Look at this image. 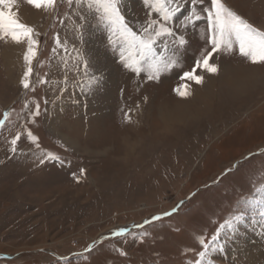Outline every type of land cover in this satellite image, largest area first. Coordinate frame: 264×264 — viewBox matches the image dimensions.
<instances>
[{
	"label": "rangeland",
	"instance_id": "374dc122",
	"mask_svg": "<svg viewBox=\"0 0 264 264\" xmlns=\"http://www.w3.org/2000/svg\"><path fill=\"white\" fill-rule=\"evenodd\" d=\"M223 2L264 31V0ZM16 7L31 14L20 19L34 28L39 43L30 89L25 90L20 80L26 42L0 41V120L11 112L0 129V264H62L65 256L72 264H84L71 254L181 201L174 216L145 229L133 228L137 234L147 232L142 241L130 236L105 240L91 254L90 264H208L210 259L214 264H264V217L259 215L264 205L257 203L253 215L250 203L264 200V157L257 155L264 152V90L222 104L175 134L165 132L148 143L132 134L143 127L152 93L182 100L174 89L184 83L183 72L210 50L206 23L184 32L189 43L181 49L182 67L149 81L146 71L136 74L127 68L120 55L124 45L110 43V33L97 23L94 10L81 41L66 18L73 10L66 0H57L52 10L36 9L27 0H17ZM181 7L182 13L170 22L174 28L190 14L192 4L182 0ZM123 8L138 35L148 19H160L143 0H123ZM57 37L66 51L57 46ZM10 44L17 47L19 64L8 74ZM154 47L164 54L159 41ZM85 58L89 72L104 77L90 91H81L88 80L80 63ZM223 60L253 66L238 51L214 54V62L221 65ZM198 74L211 77L202 69ZM36 102L41 115L33 123L28 109L35 111ZM126 111L132 123L124 120ZM29 129L39 137V149L27 137ZM17 133L21 139L13 154L10 141ZM45 151L58 153L71 166L40 163L37 157ZM242 210L247 213L244 222L235 231L225 228L219 241L223 248L215 247L210 237L218 223ZM201 239L210 245L203 258Z\"/></svg>",
	"mask_w": 264,
	"mask_h": 264
},
{
	"label": "snow or ice",
	"instance_id": "6c2138e0",
	"mask_svg": "<svg viewBox=\"0 0 264 264\" xmlns=\"http://www.w3.org/2000/svg\"><path fill=\"white\" fill-rule=\"evenodd\" d=\"M27 2L36 9L52 10L57 4V0H27ZM192 7L190 14H184L183 19L179 20L178 26L174 28L170 22L175 20L182 13V0H143L144 5L151 8L154 13L159 14L160 19H148L143 25V34L138 35L126 21L123 8V0H66L67 5L72 8V15L67 16L70 22V27L76 35L80 36L82 41V30L85 29L90 22V13L95 12L97 15V23L103 26L110 33V43L115 44L120 41L124 47L121 49V60L126 63L127 68L132 69L134 73L140 74L147 72L149 81H158L161 79V74L170 73L176 68L182 67L181 57L183 53L181 49H185L189 41L185 38L184 32L190 30L191 27H198L200 21H204L207 25L205 42L210 44V50L206 51L202 57L195 59L190 70L184 71L181 80L184 83L177 86L174 91L182 100H188L194 95L192 85L203 87L206 83V78L202 74H198V70H203L211 76H219L221 65L214 62V54L225 53L233 55L238 51L240 57L247 59L253 66H264V31L254 27L243 16L228 7L223 0H190ZM207 4L206 7L203 5ZM75 5V7H73ZM199 5L200 7H197ZM17 0H0V41L11 39L16 44L26 42V51L23 54L25 70L20 80V85L23 89H30V78L33 76V61L37 57V46L39 41L35 38L37 33L34 28L21 21L19 12L17 11ZM75 17V19H73ZM183 30V31H181ZM179 32V36L177 33ZM115 37L116 39H112ZM160 42L164 54L158 55L154 45ZM57 46L66 51V44L59 37L56 38ZM53 53L57 51L53 48ZM73 51L79 56L80 53L77 47L73 46ZM128 55L125 56L124 53ZM171 53L169 55L168 53ZM80 63L84 68V75L88 77L87 84L81 91L91 90L93 86L99 85L103 81V73H90L88 69V59L85 58ZM143 64V66H142ZM79 71V68H77ZM47 83V81H43ZM45 105L48 101L45 100ZM27 107V105H26ZM33 117L41 115V105L35 103V111L28 109ZM10 111L4 113V119L0 120V129L4 128ZM140 115H143V110H140ZM124 120L132 123L130 111L124 113ZM27 137L35 144L36 148H40L39 137L34 135L29 129ZM21 135L17 133L11 139V152L17 153V144L20 141ZM60 147L65 151H70V148H65L63 144ZM257 155L264 157V152ZM37 159L40 163L52 161L60 164L62 167L66 164L70 167L71 161L66 160L58 153L53 151H45L40 154ZM84 172L83 169L80 170ZM232 170L229 169V172ZM181 201L170 211H164L161 214L152 215L150 219H146L143 223L135 224L130 227H122L114 229L110 236L102 237L98 241H93L87 245L82 252H73L71 255L80 257L84 264H90L91 254L98 250V245L105 240L116 237H132L142 241L147 235V232L139 234L133 232L134 229H145L146 226L152 225L154 222L162 221L164 218L172 217L177 214L183 205ZM253 215L256 214L255 205L257 203L264 205V200L251 201ZM246 211H240L237 214L230 215L223 222L218 223L217 229L211 235L210 239L215 247L223 248L220 244L221 234L225 228L235 231L237 224L243 223L246 218ZM259 215L264 217V207L259 209ZM264 234V233H262ZM203 251L199 252L201 258L207 255V250L210 245L206 240H199ZM121 255H126L121 250ZM62 264H72L71 258L68 256L61 258ZM208 264H214V260L210 259Z\"/></svg>",
	"mask_w": 264,
	"mask_h": 264
},
{
	"label": "clouds",
	"instance_id": "9594fccd",
	"mask_svg": "<svg viewBox=\"0 0 264 264\" xmlns=\"http://www.w3.org/2000/svg\"><path fill=\"white\" fill-rule=\"evenodd\" d=\"M219 76L208 77L203 87H197L188 100L152 93V102L146 109L143 127L132 134L144 143L154 138L175 134L209 117L225 103H236L264 90V68L223 60Z\"/></svg>",
	"mask_w": 264,
	"mask_h": 264
},
{
	"label": "bare ground",
	"instance_id": "6f19581e",
	"mask_svg": "<svg viewBox=\"0 0 264 264\" xmlns=\"http://www.w3.org/2000/svg\"><path fill=\"white\" fill-rule=\"evenodd\" d=\"M22 12H23V14H21V13H19V16H20V18H22L23 20L24 19H28V18H32V16H31V14H29L27 11H24V10H21ZM11 45V44H10ZM16 46H12L11 45V47H9V51H8V53H7V59H6V62H7V64H8V68H9V70H8V74H10L11 73V70L12 71H15L11 66H15V63H17L16 61H17V59L19 58V53H18V50L15 48ZM17 64H19V63H17ZM19 66V65H18ZM20 67V66H19Z\"/></svg>",
	"mask_w": 264,
	"mask_h": 264
}]
</instances>
